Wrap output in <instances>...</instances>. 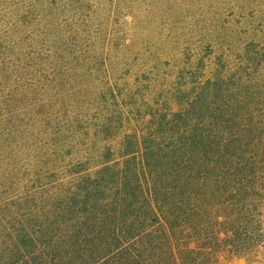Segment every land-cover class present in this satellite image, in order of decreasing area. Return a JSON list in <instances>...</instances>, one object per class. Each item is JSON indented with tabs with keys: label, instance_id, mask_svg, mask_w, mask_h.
Returning <instances> with one entry per match:
<instances>
[{
	"label": "trees",
	"instance_id": "trees-1",
	"mask_svg": "<svg viewBox=\"0 0 264 264\" xmlns=\"http://www.w3.org/2000/svg\"><path fill=\"white\" fill-rule=\"evenodd\" d=\"M53 36L14 40L24 56L0 37V154L34 142L52 165L0 201V264H264V23L197 44L164 82L117 76ZM92 62L104 75L82 87L89 111L57 118L76 101L65 78Z\"/></svg>",
	"mask_w": 264,
	"mask_h": 264
},
{
	"label": "rangeland",
	"instance_id": "rangeland-1",
	"mask_svg": "<svg viewBox=\"0 0 264 264\" xmlns=\"http://www.w3.org/2000/svg\"><path fill=\"white\" fill-rule=\"evenodd\" d=\"M21 16H26L27 27L22 35H13ZM262 23L264 0H0V37L5 44L11 43L12 53L29 54L26 43L14 44L20 36L23 40L31 35L38 39L43 36L49 41L54 35V44L60 47L57 49L89 58L88 63L100 60L111 73L129 80L146 70L164 82L175 72L179 58L190 56L197 44L242 39ZM100 62L89 64L84 73L73 69L65 78L69 83L63 88L77 84V96L76 101L67 95L59 100L62 104L54 110L57 118L73 103L77 111H89L84 105L88 90L82 87L101 81L97 79L104 75L99 70ZM104 109L105 103L90 112L100 114ZM45 123L49 124L43 126L45 129L58 128L49 118ZM10 150L0 154L5 158L0 162V201L34 192L40 184L35 181L37 172L52 166L40 163L34 142L29 150L19 149L11 159L7 157ZM233 264L247 263L238 260Z\"/></svg>",
	"mask_w": 264,
	"mask_h": 264
}]
</instances>
